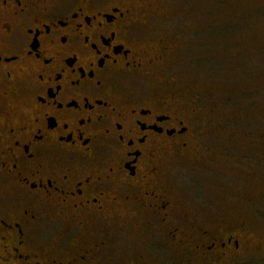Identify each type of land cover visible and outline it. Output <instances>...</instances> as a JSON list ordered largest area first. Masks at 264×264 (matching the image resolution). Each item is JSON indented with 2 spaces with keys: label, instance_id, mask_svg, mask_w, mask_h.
<instances>
[{
  "label": "flooded vegetation",
  "instance_id": "flooded-vegetation-1",
  "mask_svg": "<svg viewBox=\"0 0 264 264\" xmlns=\"http://www.w3.org/2000/svg\"><path fill=\"white\" fill-rule=\"evenodd\" d=\"M177 2L0 0V264H241L252 250L240 223L180 194L208 150L203 94L160 36Z\"/></svg>",
  "mask_w": 264,
  "mask_h": 264
},
{
  "label": "rangeland",
  "instance_id": "rangeland-1",
  "mask_svg": "<svg viewBox=\"0 0 264 264\" xmlns=\"http://www.w3.org/2000/svg\"><path fill=\"white\" fill-rule=\"evenodd\" d=\"M161 26L174 39L173 72L205 106L195 142L208 161L179 174L180 194L219 224L240 223L252 247L241 264H264V0H178ZM231 116L246 127L228 131Z\"/></svg>",
  "mask_w": 264,
  "mask_h": 264
}]
</instances>
